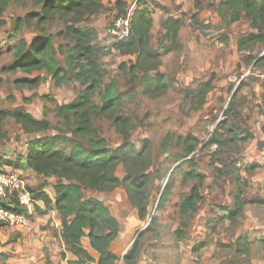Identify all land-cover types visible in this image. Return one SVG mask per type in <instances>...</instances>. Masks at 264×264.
<instances>
[{
	"label": "rangeland",
	"instance_id": "obj_1",
	"mask_svg": "<svg viewBox=\"0 0 264 264\" xmlns=\"http://www.w3.org/2000/svg\"><path fill=\"white\" fill-rule=\"evenodd\" d=\"M122 1L127 4L129 14L134 8V0ZM144 1L153 20L149 46L153 49L160 45L171 48L169 52L159 51L160 65L150 73L151 77L159 74L165 80L166 89L158 96L142 93L139 86L135 94L125 95L131 89L130 77L120 66L125 64L127 67L128 61H134V56L120 55L107 34L108 27L117 16L115 0H102V10L86 15L75 27L94 33L92 44L103 76L100 92L111 82L115 86L123 101L117 115L134 124L132 145L140 149L142 142L147 140L157 160L161 162L162 157L170 156L168 167L171 170L161 181L160 178L155 179L148 217L144 221L137 218L121 188L108 193L85 192V197L105 202L119 228L129 232L119 240L120 244L116 240L111 245V250L118 257L130 248L137 236L144 233L136 264H264V245L260 243L264 240V62H259V58L264 56V41L245 51L237 48L238 39L248 34L264 36V28L259 27V32L244 18L225 23L217 13L223 0ZM2 4L5 6L1 20L5 25L0 27V110L22 108L34 119L48 121L52 127L46 132L28 134L12 119L3 121L0 165H5V162L12 163L16 159L24 160L30 140L51 136L58 128L67 132L64 117L57 113L55 106L70 103L83 87L78 83L55 87L45 70L30 74L7 71L13 59L12 48L19 38L31 42L42 31L51 35L58 65H63L71 42L61 35L65 34L69 21L58 15L39 27L36 21L29 26L24 25L17 38L9 42L7 37L13 20L29 12L41 14V9L39 4L30 0H0ZM169 17L181 21L175 41L163 39L165 31L162 24ZM37 76L42 83L36 88H19L14 84L17 79ZM210 80L212 90L204 101L189 93L197 83ZM232 96H235L237 113L226 116ZM43 98L47 99L44 101ZM92 101L99 105V95L95 94ZM223 122H227V129L242 133L244 141L238 140L218 152L216 146L208 143L211 138L225 135L218 129ZM93 125L109 149L121 144V136L114 128L112 117L102 114L93 119ZM167 134L190 136L199 141L191 156L190 167L184 166L183 172L195 169L203 179L199 189L201 199L195 211L185 215L179 211L180 200L199 181L190 179L185 182L180 173L173 171L175 157L179 153L175 143L168 144V152L160 151ZM218 160L224 161L225 165ZM232 162L235 164L230 168ZM214 167L223 171L216 173ZM123 174L119 165L115 175L121 178ZM166 183L171 195L160 206V188ZM236 195H239L243 207L241 214L232 221L225 210H234ZM152 217L156 219V225L146 231ZM239 237L248 239L246 248L241 251L234 247ZM4 245L0 242L5 251L0 254V264H6L14 252L12 247L9 250ZM92 255L97 257L93 252Z\"/></svg>",
	"mask_w": 264,
	"mask_h": 264
},
{
	"label": "trees",
	"instance_id": "obj_2",
	"mask_svg": "<svg viewBox=\"0 0 264 264\" xmlns=\"http://www.w3.org/2000/svg\"><path fill=\"white\" fill-rule=\"evenodd\" d=\"M40 5L41 14L29 12L22 17H17L12 22L9 42L14 41L24 25H31L34 21L41 25L58 15L66 23L65 38L71 42L68 47L63 65H58L55 50L52 47V36L40 32L31 42H25L19 38L12 48L13 59L8 67L9 72H22L30 74L32 71L45 70L55 87L78 83L83 90L68 104L56 105L57 113L64 117L67 132L59 128L51 136H44L30 140L26 147L27 167L40 177H53L55 184L54 201L39 186L32 193V199L41 200L46 207L54 209L62 219L60 237L67 251L77 258L78 264H115L118 256L110 250L112 242L119 233L117 220L109 213L108 209L96 198L85 197V192L108 193L115 189H123L127 202L134 209L140 221L148 217V206L152 197V189L155 179L160 181L171 170L168 167V155L162 157L160 162L152 153L150 143L145 140L140 149L131 143V132L134 124L128 118L117 115L123 101L111 82L103 88L102 74L95 57L93 47L94 33L91 30L75 27L86 15H94L103 8L102 0H30ZM134 8L129 15L127 4L122 0H115L114 9L116 18L130 20V34L121 42L113 44V48L122 56H134V61H128L120 66L130 79L131 89L125 95L136 93L137 87H142V93L150 96H158L166 89L165 80L159 74L150 76L151 72L160 65V50L171 51L160 45L157 49L149 46L150 30L153 20L144 0H134ZM5 4L0 5V27L5 23L1 20ZM220 19L225 23H233L244 18L251 22L256 29L264 28V0H223L217 9ZM181 21L177 18L166 19L162 28L165 31L164 40L175 41L178 37ZM40 29V28H39ZM42 30V29H41ZM40 30V31H41ZM259 32L261 30L258 29ZM226 38H224L225 40ZM264 41L262 34H248L238 39L237 48L245 51ZM264 62V56L259 58ZM5 71V70H2ZM42 83V79L23 78L15 80L16 87L33 89ZM212 90V80L197 83L194 90L200 101H204ZM95 94L99 95L100 104L93 103ZM47 98H43L45 101ZM237 113L235 96H232L227 104L225 115ZM105 114L112 117L114 128L121 136V144L115 149H109L106 142L99 137L93 125V119ZM12 119L28 134H39L49 131L52 127L46 120H36L31 114L22 108L13 110H0V140L4 135L1 132V123ZM227 122L218 125V129L225 132L224 136L211 138L209 145L216 146L218 152L227 148L238 140L244 141L242 133L226 128ZM216 135V133L214 134ZM175 143L179 153L175 157L173 171L181 174L183 180L197 179L199 182L190 188L179 203V211L182 215L195 211L196 204L200 201L199 189L203 185V179L195 169L183 172V167H190L191 156L196 151L199 141L190 136L174 137L167 134L161 145V152H168V144ZM213 159V156H211ZM219 161V160H218ZM225 165L224 161H219ZM235 162L230 165L234 167ZM121 165L123 176L115 175L116 168ZM12 170L18 169L16 163L5 162ZM174 168V167H173ZM227 169L228 167L225 166ZM215 172H221L214 167ZM163 174V176L161 175ZM161 176V177H160ZM158 204L161 206L168 201L171 195L170 187L166 183L160 188ZM239 192V191H237ZM234 210H225L230 220H235L241 214L243 204L239 195L234 197ZM156 225V219L151 218L146 231ZM137 236L130 248L123 256L124 264H136L142 248V237ZM82 239H87L89 248L97 255L92 257L82 245ZM246 237H239L235 244V250L241 251L248 244ZM260 243L264 245V240Z\"/></svg>",
	"mask_w": 264,
	"mask_h": 264
},
{
	"label": "crops",
	"instance_id": "obj_3",
	"mask_svg": "<svg viewBox=\"0 0 264 264\" xmlns=\"http://www.w3.org/2000/svg\"><path fill=\"white\" fill-rule=\"evenodd\" d=\"M12 163L18 165V169H15V171L19 173L27 183L30 195H32L39 186H42V191L48 196L51 202L54 201L53 186L55 184V179L53 177L44 178L33 173L27 167L25 158L21 161L16 159V161ZM0 167L12 169L4 165H0ZM101 202L108 209L105 202ZM34 211L32 228L30 231L10 230L0 227V242L6 244L4 245L5 248L8 247L10 250L12 247L14 250L6 264H78L77 258L67 251L60 237L62 219L57 212L50 207H46L41 200H36ZM128 234L129 232L119 229L115 241L118 240V244H120L119 240ZM115 241L112 242V244H114ZM81 245L92 257L97 258L92 255L93 251L89 248L87 239H82ZM111 248L110 246V250ZM2 253H5V251L2 246H0V254Z\"/></svg>",
	"mask_w": 264,
	"mask_h": 264
},
{
	"label": "built area",
	"instance_id": "obj_4",
	"mask_svg": "<svg viewBox=\"0 0 264 264\" xmlns=\"http://www.w3.org/2000/svg\"><path fill=\"white\" fill-rule=\"evenodd\" d=\"M107 34L114 43L126 39L130 34L129 18L114 19L107 29ZM35 207L36 201L32 199L22 176L15 170L0 167V227L30 231ZM125 253L118 257L117 264L123 262Z\"/></svg>",
	"mask_w": 264,
	"mask_h": 264
},
{
	"label": "water",
	"instance_id": "obj_5",
	"mask_svg": "<svg viewBox=\"0 0 264 264\" xmlns=\"http://www.w3.org/2000/svg\"><path fill=\"white\" fill-rule=\"evenodd\" d=\"M181 163V162H180ZM180 163H178V164H176V166H174V168L173 169H175Z\"/></svg>",
	"mask_w": 264,
	"mask_h": 264
}]
</instances>
